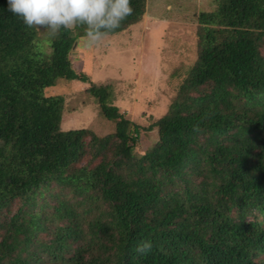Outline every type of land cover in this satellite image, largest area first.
Segmentation results:
<instances>
[{"label": "trees", "instance_id": "16d2710c", "mask_svg": "<svg viewBox=\"0 0 264 264\" xmlns=\"http://www.w3.org/2000/svg\"><path fill=\"white\" fill-rule=\"evenodd\" d=\"M131 5L108 35L140 21L146 0ZM196 21L197 58L166 112L145 127L113 103L111 85L73 69L86 26L39 38L0 0V214L21 201L0 216V264H37L41 255L56 264H264V0H218ZM36 70L53 83L90 82L114 132L62 130L64 98L41 96ZM153 129L155 142L137 151L141 131ZM54 188L52 217L43 218L34 198ZM50 218L69 224L52 230ZM144 241L152 249L141 255Z\"/></svg>", "mask_w": 264, "mask_h": 264}, {"label": "rangeland", "instance_id": "374dc122", "mask_svg": "<svg viewBox=\"0 0 264 264\" xmlns=\"http://www.w3.org/2000/svg\"><path fill=\"white\" fill-rule=\"evenodd\" d=\"M217 4L218 0H146L143 17L122 32L107 35L102 42L91 46L85 37L78 38L70 55L72 67L76 73L86 74L90 82L111 85L113 103L121 112L129 114V118H135L146 127L166 112L168 104L176 96L181 82L189 74L197 58L198 13L215 10ZM37 33L39 38L46 37L43 30ZM35 77L41 96H63L59 122L62 130L86 128L100 137L114 132V123L101 117L96 99L86 90L90 82L59 77L53 83L51 76L40 70L35 71ZM49 83L53 85L49 86ZM157 137L156 129L142 130L136 150L151 146ZM90 157L86 153L76 166H84ZM56 191L58 188H54L52 193L45 190L43 196L36 195L32 209L43 218L52 217L50 215L57 200L53 194ZM62 195L74 203L81 199L68 190L63 191ZM20 206L21 201L14 200L8 208L3 209L0 216L7 214L11 217ZM85 207V204H79L77 210L82 213L81 210ZM90 216L87 214L86 218ZM50 219L52 222L47 220L46 226L52 227V230L69 224L67 220ZM1 237L0 230V239ZM39 238L42 242H50L52 235L42 231ZM86 243L87 241L81 242V245L86 246ZM85 256L86 260L92 258L90 253ZM40 257L41 261L37 264H56L43 255Z\"/></svg>", "mask_w": 264, "mask_h": 264}, {"label": "clouds", "instance_id": "9594fccd", "mask_svg": "<svg viewBox=\"0 0 264 264\" xmlns=\"http://www.w3.org/2000/svg\"><path fill=\"white\" fill-rule=\"evenodd\" d=\"M8 8L28 28L45 31L49 40L58 37L61 29L86 26L89 46L102 42L134 11L131 0H8ZM151 249L152 243L144 241L136 252L146 255Z\"/></svg>", "mask_w": 264, "mask_h": 264}]
</instances>
